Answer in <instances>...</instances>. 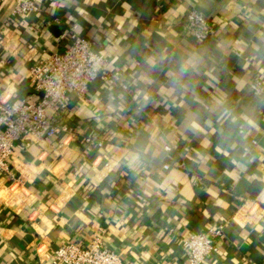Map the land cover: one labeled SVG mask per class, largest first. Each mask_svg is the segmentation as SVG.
<instances>
[{"label":"crops","instance_id":"1","mask_svg":"<svg viewBox=\"0 0 264 264\" xmlns=\"http://www.w3.org/2000/svg\"><path fill=\"white\" fill-rule=\"evenodd\" d=\"M36 2L0 41V100H37L28 67L62 53L71 28L127 90L96 81L86 101L69 93L56 123L75 138L14 144L12 177L0 174V264H50L56 248L101 233L126 264H185L182 242L213 223L224 237L202 264H264V95L249 89L264 74V0ZM192 7L214 38L183 36ZM8 10L0 0V24ZM89 131L103 147L83 141ZM253 180L263 188L249 199Z\"/></svg>","mask_w":264,"mask_h":264},{"label":"built area","instance_id":"2","mask_svg":"<svg viewBox=\"0 0 264 264\" xmlns=\"http://www.w3.org/2000/svg\"><path fill=\"white\" fill-rule=\"evenodd\" d=\"M7 17L0 24V41L13 21L20 17L36 14L40 7L36 0H8ZM182 34L196 42L214 38L215 26L196 7L189 9L185 16ZM68 39L66 49L48 58L36 61L28 67V81L38 98L33 102H4L0 100V174L12 177L8 160L14 144L21 138L31 135L37 139H49L57 135L75 138V131L56 120L69 110L72 93L76 99L86 101L90 85L96 81L106 86H117L121 91L127 85L121 80V73L110 70L109 60L95 49L90 39L77 35L74 28L65 33ZM254 97L264 95V74L249 83ZM81 138L87 145L103 147L104 142L94 131H89ZM253 146L257 142L252 140ZM171 147H163L164 152H171ZM175 168L186 171L181 161ZM164 170L170 166L163 165ZM224 224L213 223L203 231L191 232L182 242L181 250L185 264H202L205 259L217 253L216 242L224 237ZM102 232V231H101ZM50 264H126L118 253L104 245L102 233L93 240L80 245L70 243L56 248L50 253Z\"/></svg>","mask_w":264,"mask_h":264},{"label":"trees","instance_id":"3","mask_svg":"<svg viewBox=\"0 0 264 264\" xmlns=\"http://www.w3.org/2000/svg\"><path fill=\"white\" fill-rule=\"evenodd\" d=\"M263 184L259 180H253L245 186V193L249 199H254L262 190Z\"/></svg>","mask_w":264,"mask_h":264}]
</instances>
